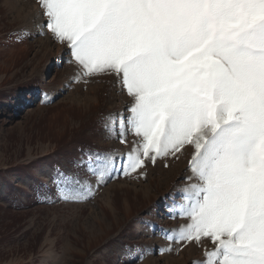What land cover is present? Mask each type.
Segmentation results:
<instances>
[{"label":"snow or ice","instance_id":"obj_1","mask_svg":"<svg viewBox=\"0 0 264 264\" xmlns=\"http://www.w3.org/2000/svg\"><path fill=\"white\" fill-rule=\"evenodd\" d=\"M35 3L36 35L64 46L74 80L109 76L130 98L103 120L128 150L89 154L85 177L58 169L56 198L86 200L88 177L146 178L149 164L190 151L182 202L169 209L187 222L162 230L161 253L196 245L203 259L193 264H264V0Z\"/></svg>","mask_w":264,"mask_h":264},{"label":"rangeland","instance_id":"obj_2","mask_svg":"<svg viewBox=\"0 0 264 264\" xmlns=\"http://www.w3.org/2000/svg\"><path fill=\"white\" fill-rule=\"evenodd\" d=\"M37 12L35 0H0V264L202 260L196 245L160 251L168 247L162 230L187 222L169 209L182 202L190 151L149 164L146 178L131 173L97 186L88 177L95 191L86 200L56 198L58 169L85 177L89 154L128 150L107 137L103 120L130 98L109 76L76 82L64 46L36 35ZM23 29L31 37L18 40L13 34Z\"/></svg>","mask_w":264,"mask_h":264}]
</instances>
